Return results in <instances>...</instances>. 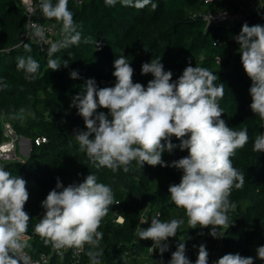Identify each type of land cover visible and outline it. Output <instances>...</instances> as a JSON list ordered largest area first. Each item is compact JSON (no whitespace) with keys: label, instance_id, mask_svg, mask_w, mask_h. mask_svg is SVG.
<instances>
[{"label":"trees","instance_id":"trees-1","mask_svg":"<svg viewBox=\"0 0 264 264\" xmlns=\"http://www.w3.org/2000/svg\"><path fill=\"white\" fill-rule=\"evenodd\" d=\"M80 1L68 0V8L81 33V41L52 56V59L68 61L67 67L61 65L59 70L52 71L48 68L49 47L41 48L26 34L22 0H0V140L3 119L11 121L18 134L32 139L26 158L0 165L27 182L29 200L25 211L32 219L25 239L30 254L49 256L48 264L74 263L71 251L65 250L61 256L50 245L46 246L35 234L34 225L44 214L42 201L56 187L57 178L66 187L83 182L91 173L98 182L112 187L115 202H119L111 206L99 229L103 238L95 251L102 252L101 264L143 261L168 264L167 252L163 255L158 249L150 252L153 242L137 236L140 228L150 226L151 218L157 213L162 221L183 220L176 236L169 240L185 243V254L192 264L201 244L209 253L208 264L229 253L255 258L256 248L264 246V152L254 151L253 146L255 138L264 133V121L251 111L252 82L243 70L235 37L245 23L264 25V1L232 25L209 23L204 13L221 9L237 12L251 0H152L158 5L155 10L151 5L135 9L119 2L108 6L105 0ZM36 19L54 24L59 39H63L61 23L42 15ZM89 37L91 42L85 43ZM24 43L31 46V52L24 49ZM29 55L40 65L31 79L17 69V57ZM119 56H125L133 67L134 82L145 87L153 76L141 74L142 64L156 57L161 58L165 71L173 73L174 81L190 64L207 68L217 75V85H225L223 98L219 100L224 110L221 119L234 130L247 128L249 140L232 158L233 166L244 174L245 184L242 189L233 188L229 197L236 207L228 213L229 228H218L224 232L222 238H213L210 228H190L184 210L171 202L168 188L180 182L182 170L146 163L140 167L133 161L128 172L121 168L114 173L107 168L97 169L86 153L79 150L74 135L86 129L77 109L70 107L72 99L83 91L90 78L98 87L114 86V61ZM218 58H221L220 64ZM72 71L77 72V78H71ZM38 137L46 140L36 143ZM172 142L179 144L175 137ZM187 155V150L176 148L171 154L165 152L162 159L170 165ZM144 211L147 223H143ZM119 215L123 222L116 220ZM89 247L85 245L78 264L90 262L86 255ZM254 264H264V261L256 258Z\"/></svg>","mask_w":264,"mask_h":264},{"label":"clouds","instance_id":"clouds-1","mask_svg":"<svg viewBox=\"0 0 264 264\" xmlns=\"http://www.w3.org/2000/svg\"><path fill=\"white\" fill-rule=\"evenodd\" d=\"M23 2L30 16L39 11L45 19L61 23L63 39L50 42L48 68L57 71L61 65L67 67L68 61L52 56L81 41L68 0H38L35 5L33 0ZM117 2L135 9L158 7L152 0H105L108 6ZM29 24L28 36L44 40L43 26L31 20ZM235 40L243 70L252 82L251 111L264 121V25L243 24ZM84 42H91V38ZM23 47L32 51L28 43ZM39 68L31 55L17 57V69L23 70L27 79L34 78ZM114 69V86L98 87L90 78L83 91L72 99L70 107L77 109L86 129L74 135L79 150L97 169L107 168L114 173L121 168L128 172L133 161L140 167L146 163L182 170L180 182L168 188L171 202L184 210L190 228H210L213 238H222L224 232L218 228H229L228 213L236 207L229 197L233 188L239 190L245 184V176L233 166L232 158L249 140L247 128L234 130L221 119L224 110L219 100L225 85H217V75L207 68L190 64L174 81L173 73L165 71L160 57L142 64L141 74L153 76L146 87L134 82V69L125 56L115 59ZM70 76L75 79L78 74L72 71ZM173 137L179 144L172 142ZM176 148L187 150L188 155L169 165L162 156ZM253 150L264 152V133L255 138ZM28 200L26 180L0 165V264H34L25 252L29 247L25 237L32 219L25 211ZM117 203L112 187L98 182L94 174L66 187L57 178L56 187L42 201L45 211L34 225V232L61 256L67 249L83 251L88 245L86 255L91 264H101L102 252L95 251L103 238L99 229L111 206ZM159 216H153L150 226L140 228L137 236L151 240V251L158 249L163 255L169 250L167 241L176 236L183 220L162 221ZM185 253V243L180 242L168 264H192ZM256 258L264 261V246L256 248L255 258L229 253L213 264H254ZM208 259L207 248L201 244L195 264H208Z\"/></svg>","mask_w":264,"mask_h":264},{"label":"built area","instance_id":"built-area-1","mask_svg":"<svg viewBox=\"0 0 264 264\" xmlns=\"http://www.w3.org/2000/svg\"><path fill=\"white\" fill-rule=\"evenodd\" d=\"M263 1L264 0H251L248 4L242 6L241 9L237 12L229 11L226 9H221V10H216V11L209 10L204 13V16H205V19L209 23L231 24V25L236 24L237 22L245 18L246 13L249 10L258 8L262 4ZM79 2L81 1L79 0ZM22 4L25 8V16H26L25 25H26L27 36H28V33L30 32L29 20H31L34 23L42 25L45 30L44 40H40L39 38L28 36L33 41H36L41 48L45 49L47 47H50V42H58L60 40L59 39L60 36H59L56 26L54 24L39 22L36 19L38 11L36 12L35 15L30 16L27 11V5L24 4L23 0H22ZM33 4L35 5L34 0H33ZM2 133H3V137L0 140V156H7L8 158L7 159L0 158V163L19 159L20 157L18 154V150L20 149L22 143H26L28 147L30 143L32 144V139L29 138L30 140H24L22 138V135L16 132L13 124L9 120H5V119L2 120ZM45 140H46L45 137H38L35 139L36 143H40L42 141L44 142ZM28 149L30 150V148ZM142 217L143 219L146 220L147 213L145 211L142 213ZM116 220L118 222H123V217L119 215ZM167 243L169 244V250L167 251V253L169 254V258L171 259V255L176 250L179 243L178 241L174 239L168 240ZM151 247L149 248L150 252H152ZM67 250L71 251L75 259L73 264H78L80 262L82 252L84 250L83 251H80L77 249H67ZM25 252L31 257L34 264H48L49 263V256L45 254H42L40 257H33L28 251V248L25 249ZM214 261H217V260L213 259L209 264H213ZM88 264H91V262H89ZM140 264H149V263L147 261H143Z\"/></svg>","mask_w":264,"mask_h":264},{"label":"crops","instance_id":"crops-1","mask_svg":"<svg viewBox=\"0 0 264 264\" xmlns=\"http://www.w3.org/2000/svg\"><path fill=\"white\" fill-rule=\"evenodd\" d=\"M37 15H41V13L38 11ZM25 142V141H24ZM31 150V149H30ZM30 150L28 149V145L26 143H22L20 149L18 150V154L23 153L24 155L28 156ZM20 152V153H19ZM23 159V158H22Z\"/></svg>","mask_w":264,"mask_h":264},{"label":"rangeland","instance_id":"rangeland-1","mask_svg":"<svg viewBox=\"0 0 264 264\" xmlns=\"http://www.w3.org/2000/svg\"><path fill=\"white\" fill-rule=\"evenodd\" d=\"M55 2H56V0H53V3H55ZM37 13H38V12H37ZM31 147H32V144L30 143L28 148L31 149ZM19 153H20V152H19ZM19 157L24 159V158H26L27 156L24 155L23 153H20V154H19Z\"/></svg>","mask_w":264,"mask_h":264},{"label":"water","instance_id":"water-1","mask_svg":"<svg viewBox=\"0 0 264 264\" xmlns=\"http://www.w3.org/2000/svg\"><path fill=\"white\" fill-rule=\"evenodd\" d=\"M22 138H23L24 140H30L28 137L23 136V135H22Z\"/></svg>","mask_w":264,"mask_h":264}]
</instances>
